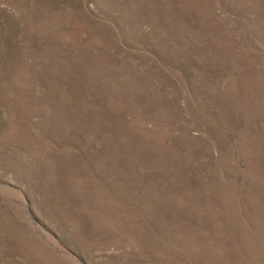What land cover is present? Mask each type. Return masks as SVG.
<instances>
[{"label": "rangeland", "instance_id": "rangeland-1", "mask_svg": "<svg viewBox=\"0 0 264 264\" xmlns=\"http://www.w3.org/2000/svg\"><path fill=\"white\" fill-rule=\"evenodd\" d=\"M0 264H264V0H0Z\"/></svg>", "mask_w": 264, "mask_h": 264}]
</instances>
